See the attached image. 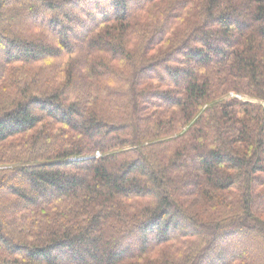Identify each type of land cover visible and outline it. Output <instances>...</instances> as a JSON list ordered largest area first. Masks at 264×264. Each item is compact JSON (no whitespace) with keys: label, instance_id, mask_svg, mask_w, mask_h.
Here are the masks:
<instances>
[{"label":"trees","instance_id":"trees-1","mask_svg":"<svg viewBox=\"0 0 264 264\" xmlns=\"http://www.w3.org/2000/svg\"><path fill=\"white\" fill-rule=\"evenodd\" d=\"M0 264H264V0H0Z\"/></svg>","mask_w":264,"mask_h":264},{"label":"rangeland","instance_id":"rangeland-1","mask_svg":"<svg viewBox=\"0 0 264 264\" xmlns=\"http://www.w3.org/2000/svg\"><path fill=\"white\" fill-rule=\"evenodd\" d=\"M107 6H105V8H106ZM39 20V19H38ZM250 237H244V239L246 240V239H249ZM221 243H224V242H221ZM224 245V244H223Z\"/></svg>","mask_w":264,"mask_h":264}]
</instances>
